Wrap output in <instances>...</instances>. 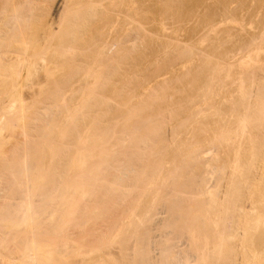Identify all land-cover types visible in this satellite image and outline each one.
Returning <instances> with one entry per match:
<instances>
[{
    "label": "bare ground",
    "instance_id": "6f19581e",
    "mask_svg": "<svg viewBox=\"0 0 264 264\" xmlns=\"http://www.w3.org/2000/svg\"><path fill=\"white\" fill-rule=\"evenodd\" d=\"M50 1L0 0V264H264V0Z\"/></svg>",
    "mask_w": 264,
    "mask_h": 264
},
{
    "label": "rangeland",
    "instance_id": "374dc122",
    "mask_svg": "<svg viewBox=\"0 0 264 264\" xmlns=\"http://www.w3.org/2000/svg\"><path fill=\"white\" fill-rule=\"evenodd\" d=\"M56 1H57V0H56ZM54 2H55V0H51V1H50V4H51V6H52V7H54V5H55V3H54ZM48 3H49V2H48ZM50 4H49V5H50ZM49 5H48V6H49ZM49 7H50V6H49ZM242 55H246V54H245V53H243ZM242 55H241V54H240V55H238V56H239L238 58H239V59H241V60H243V59H246V58H247L246 56H245L246 58H243V56H242ZM240 56H242V58H241ZM212 183H214V182L212 181ZM212 183H211V184H212Z\"/></svg>",
    "mask_w": 264,
    "mask_h": 264
}]
</instances>
